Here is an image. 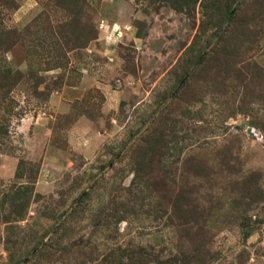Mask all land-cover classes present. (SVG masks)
I'll use <instances>...</instances> for the list:
<instances>
[{"label": "rangeland", "instance_id": "rangeland-1", "mask_svg": "<svg viewBox=\"0 0 264 264\" xmlns=\"http://www.w3.org/2000/svg\"><path fill=\"white\" fill-rule=\"evenodd\" d=\"M227 2L0 0V264H264V0Z\"/></svg>", "mask_w": 264, "mask_h": 264}, {"label": "trees", "instance_id": "trees-1", "mask_svg": "<svg viewBox=\"0 0 264 264\" xmlns=\"http://www.w3.org/2000/svg\"><path fill=\"white\" fill-rule=\"evenodd\" d=\"M230 2H227V5L230 6L233 4L234 0H229ZM229 3V4H228Z\"/></svg>", "mask_w": 264, "mask_h": 264}]
</instances>
